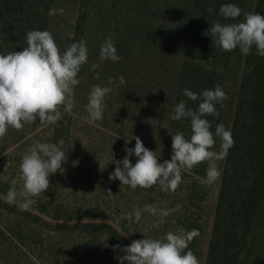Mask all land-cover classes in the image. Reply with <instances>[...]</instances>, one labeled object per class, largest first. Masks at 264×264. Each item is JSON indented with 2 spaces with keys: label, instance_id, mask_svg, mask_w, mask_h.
I'll return each instance as SVG.
<instances>
[{
  "label": "rangeland",
  "instance_id": "rangeland-1",
  "mask_svg": "<svg viewBox=\"0 0 264 264\" xmlns=\"http://www.w3.org/2000/svg\"><path fill=\"white\" fill-rule=\"evenodd\" d=\"M49 1L50 10L55 11L48 14L47 31L58 48L63 52L83 40L88 60L77 76L71 112L61 106V119L55 124H41L37 119L20 130L9 127L0 138V264H120L116 257L123 253L113 246L161 238L178 229L198 230L185 251L191 250L204 264L219 185V179L207 182V162L182 170L175 191H162L158 185L133 190L119 180H109L116 166L113 161L127 155L126 139L131 140L127 147L133 148V137H139L156 153L158 162L171 158L169 131L175 134L183 125L182 119H171L178 104V71L187 31L198 27L191 20L190 0ZM253 8L254 0H242L238 22ZM108 38L120 57L117 62L100 59L101 45ZM230 52L229 62L218 73L227 98L217 125L227 130L242 60L239 47ZM93 64L98 65L95 70ZM121 76L125 83L120 82ZM93 85L112 89L104 98L103 119L95 122L88 119L86 110ZM215 129L212 150L219 152L221 140ZM61 139L65 162L49 177L48 190L35 197L26 211L5 202L10 181L19 178L22 156L37 141L58 143ZM130 160L135 164L137 158L133 155ZM100 162L106 165L103 172ZM222 162H216L219 169ZM109 189L113 196L107 194ZM146 204L167 210L180 205V209L159 224V216L143 211ZM134 207L141 209L139 222L134 216L120 219ZM260 220L263 223L242 244L237 264H264V219Z\"/></svg>",
  "mask_w": 264,
  "mask_h": 264
},
{
  "label": "clouds",
  "instance_id": "clouds-1",
  "mask_svg": "<svg viewBox=\"0 0 264 264\" xmlns=\"http://www.w3.org/2000/svg\"><path fill=\"white\" fill-rule=\"evenodd\" d=\"M55 10H50V15ZM60 13L63 9L59 10ZM209 12L213 9L209 8ZM242 9L228 3L220 8V15L235 19L241 15ZM69 37L73 33H68ZM203 35L211 36L214 46L233 51L239 47L247 55L253 46L256 54L264 56V15L245 13L244 19L237 23L221 24L215 22ZM26 47L22 51H12L0 54V138H3L8 128L20 130L24 124H32L39 120L41 124H55L61 119L59 108L71 112L74 104V88L79 84L78 73L88 60L86 43L81 40L73 42L63 52L58 48L53 35L47 30H30L26 33ZM100 59L119 61L116 48L111 38L106 39L100 48ZM98 65L93 64L92 70ZM97 73V78H98ZM120 82L125 83L120 77ZM109 83H112L110 80ZM110 87L93 85L88 95L86 110L88 119L92 122L103 119L104 98L110 93ZM183 95L195 101L199 97L188 88ZM202 101L198 109L186 108L185 102L175 105L172 120L190 118L191 135L186 138L183 132L172 137L171 158L158 162L154 151L147 149L139 137L135 139L133 148L127 147L131 141L126 139L124 151L127 153L122 160H115V169L109 174V180H119L133 190L137 187L150 189L158 185L162 191H175L182 181V170H191L194 166L207 162V182L213 183L221 176L217 161L226 158L228 150L234 141L230 130L223 124L216 125L215 136L221 140V150L213 151L215 146L212 125L204 118L207 115L218 117L217 104H222L227 98L223 88L217 84L214 89H205L200 94ZM63 139L58 143L35 142L20 162L18 179L10 181V187L3 197L9 204H17L20 211H26L35 203V197L46 192L50 185L49 177L62 169L65 162V152L62 150ZM137 158L133 164L130 157ZM113 160V159H112ZM106 165L99 163V171L103 172ZM22 181V184L20 182ZM20 184L18 188L17 185ZM113 196L111 190H107ZM175 209H160L158 206L146 204L144 212L159 216V224L164 223V217ZM139 222L142 218L141 209L134 207L120 219ZM198 235V230L178 229L169 231L161 238H143L132 240L130 245L113 246L114 250L123 253L116 258L120 264H199L198 258L189 248L190 241Z\"/></svg>",
  "mask_w": 264,
  "mask_h": 264
},
{
  "label": "trees",
  "instance_id": "trees-1",
  "mask_svg": "<svg viewBox=\"0 0 264 264\" xmlns=\"http://www.w3.org/2000/svg\"><path fill=\"white\" fill-rule=\"evenodd\" d=\"M242 9V0H190L191 20L196 28L186 35L177 79V101L196 111L205 89L219 84V72L229 62L231 52L224 51L203 35L210 24L237 23L220 15L224 4ZM49 0H0V54L22 51L26 33L47 30ZM213 11L209 12L208 9ZM253 13L264 15V0H254ZM220 86L222 83L219 84ZM185 88L199 97L193 101L183 95ZM232 103L230 132L234 141L223 159L218 194L204 264H237L243 245L253 228L264 219V56L242 53L241 69ZM222 104H217L220 113ZM206 118L215 129L218 117ZM180 132L191 135L190 118L182 119ZM176 129V128H175ZM177 130V129H176ZM244 243V244H243ZM243 244V245H242Z\"/></svg>",
  "mask_w": 264,
  "mask_h": 264
}]
</instances>
